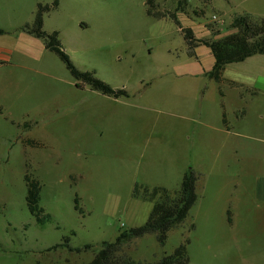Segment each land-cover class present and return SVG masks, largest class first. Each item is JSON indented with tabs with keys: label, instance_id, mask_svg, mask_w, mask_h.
Returning a JSON list of instances; mask_svg holds the SVG:
<instances>
[{
	"label": "rangeland",
	"instance_id": "374dc122",
	"mask_svg": "<svg viewBox=\"0 0 264 264\" xmlns=\"http://www.w3.org/2000/svg\"><path fill=\"white\" fill-rule=\"evenodd\" d=\"M53 1L0 0V60L10 61H0V264H87L103 241L146 222L153 202L133 196L136 184L175 191L189 167L198 198L187 217L165 244L150 232L126 252L144 264L187 240V264H264V53L225 65L220 84L205 75L210 48L197 43L190 54L184 37L234 32L237 15L264 18V0H153L164 16L148 0H59L43 29L59 30L79 69L129 92L117 99L77 87L23 29L38 3ZM26 176L41 185L44 223L28 206ZM67 239L92 248L48 250Z\"/></svg>",
	"mask_w": 264,
	"mask_h": 264
},
{
	"label": "trees",
	"instance_id": "16d2710c",
	"mask_svg": "<svg viewBox=\"0 0 264 264\" xmlns=\"http://www.w3.org/2000/svg\"><path fill=\"white\" fill-rule=\"evenodd\" d=\"M178 8L183 7L187 0H177ZM149 10L154 15H165L156 13L153 9V0H148ZM59 4V0H54L51 4L38 3L32 24H26L23 29L36 37L42 38L47 49L54 52L65 64L79 88L88 85L90 89L99 91L103 95L119 98L129 96V92L124 88H114L106 81L98 78L94 72L79 69L71 60L63 48L59 37V30L46 31L43 29L45 13L53 10ZM170 14V13H169ZM175 19V13L170 14ZM233 27L236 29L221 38H195L191 29L185 30L184 37L189 46L190 54H193V47L196 44H203L210 48L214 63L209 76L219 80L224 66L228 63L243 61L246 58L264 53V18L250 14H240L233 19ZM6 31L0 28V35ZM225 122V119H224ZM28 191L27 202L30 211L37 217L40 223L50 219L49 214L39 206L41 185L37 179L26 176ZM197 175L189 167L183 174L179 189L171 191L162 186L149 188L136 184L133 196L153 202L152 209L144 224L135 228L122 229L114 241H103L98 251L87 264H140L134 261L125 246L134 238L143 236L150 232L157 233V238L161 244H165L168 231L181 224L187 217L190 209L195 204L198 195L196 192ZM186 242L181 243L173 253L165 254L160 259L144 264H187L189 255ZM68 247L69 250H88L91 244H86L82 248H72L68 245V239L63 243H57L49 247L48 250Z\"/></svg>",
	"mask_w": 264,
	"mask_h": 264
},
{
	"label": "crops",
	"instance_id": "0c3cea01",
	"mask_svg": "<svg viewBox=\"0 0 264 264\" xmlns=\"http://www.w3.org/2000/svg\"><path fill=\"white\" fill-rule=\"evenodd\" d=\"M32 35V34H31ZM249 58V57H248ZM247 59V58H246ZM245 59V60H246ZM197 60V59H196ZM0 61H4L5 63H8V62H10L7 58H2ZM7 61V62H6ZM197 61H199V60H197ZM227 65V64H226ZM213 66V65H212ZM212 68V67H211ZM224 68H225V66H224ZM211 69H208V70H206L205 71V75H207L209 78H211V79H213V80H215L214 78H212V77H210L209 76V74H208V72L210 71ZM223 71H224V69H223ZM223 71H222V75H221V78L217 81V80H215L216 82H218V83H220V84H223L224 82H225V79H227V77L225 76V75H223ZM197 75V74H196ZM228 83L230 84V85H232V86H235V88H238V89H244L245 90V92H248V91H251V90H253L254 92L256 91V87L254 86V84H252V83H248L247 82V80L246 79H240V80H237V79H229L228 80ZM221 95H223V92L221 91ZM105 96V95H104ZM107 96V95H106ZM112 96H110V98H111ZM120 98V97H119ZM111 99H114V97L113 98H111ZM115 99H117V98H115ZM221 107H222V118H221V130L223 131V132H225V133H227V134H229V133H231V128H230V124H229V116H228V110H227V107L225 106V103L222 101L221 102ZM245 113H246V111H245V109L244 108H242L241 110L239 109L238 110V114H236L237 115V117H238V115L240 116V117H242V116H244L245 115ZM224 119H225V122H224ZM216 129H218V126H216ZM228 137V136H227ZM229 138V137H228ZM179 173H182V171H180ZM184 174V173H183ZM179 176H181V175H179ZM178 176V177H179ZM183 176V175H182ZM181 181H182V179H181ZM258 191L259 192H264V184L263 185H259V187H258ZM136 198V197H135ZM139 199H141V198H139ZM142 200H144V199H142Z\"/></svg>",
	"mask_w": 264,
	"mask_h": 264
}]
</instances>
